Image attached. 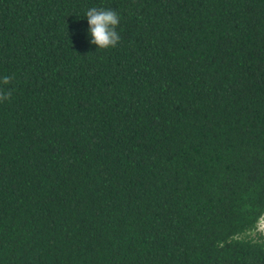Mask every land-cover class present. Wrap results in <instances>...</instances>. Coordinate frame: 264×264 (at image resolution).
Listing matches in <instances>:
<instances>
[{"label":"trees","instance_id":"16d2710c","mask_svg":"<svg viewBox=\"0 0 264 264\" xmlns=\"http://www.w3.org/2000/svg\"><path fill=\"white\" fill-rule=\"evenodd\" d=\"M3 75L0 264H264V0H0Z\"/></svg>","mask_w":264,"mask_h":264},{"label":"clouds","instance_id":"9594fccd","mask_svg":"<svg viewBox=\"0 0 264 264\" xmlns=\"http://www.w3.org/2000/svg\"><path fill=\"white\" fill-rule=\"evenodd\" d=\"M84 17L88 24L90 43L95 45L97 50L115 48L121 41V35L117 31L121 17L115 10L93 6L86 10ZM13 80L14 75L0 76V102L11 99Z\"/></svg>","mask_w":264,"mask_h":264},{"label":"rangeland","instance_id":"374dc122","mask_svg":"<svg viewBox=\"0 0 264 264\" xmlns=\"http://www.w3.org/2000/svg\"><path fill=\"white\" fill-rule=\"evenodd\" d=\"M257 231H259L264 237V214L262 215V217L260 218L257 224Z\"/></svg>","mask_w":264,"mask_h":264}]
</instances>
